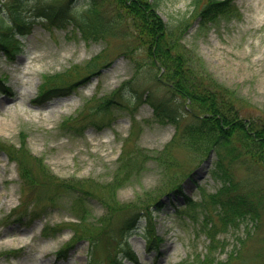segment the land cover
Segmentation results:
<instances>
[{
  "label": "rangeland",
  "instance_id": "obj_1",
  "mask_svg": "<svg viewBox=\"0 0 264 264\" xmlns=\"http://www.w3.org/2000/svg\"><path fill=\"white\" fill-rule=\"evenodd\" d=\"M14 1L0 0V16L12 23L17 7L28 24L25 35L17 33L21 51L9 58L0 53V264H108L120 256L124 242L135 256V261L123 257L124 264H189L207 252L208 228L223 244L214 254L224 264L261 263L264 207L255 226L245 219L222 230L208 197L220 186L211 173L214 153L198 162L180 145L173 124L158 121L143 97L132 98L130 89L137 88L140 94L149 90L154 102L180 100L157 80L158 68L146 49H128L116 36L84 41L71 24L49 25L41 10L60 0ZM87 1L73 0L78 7ZM203 1L194 6L193 0H159L156 11L169 26L187 23L179 45L191 56V70L235 89L247 102L242 114L257 118L264 111V0H228L229 13L209 21L199 15ZM103 12L116 17L106 3ZM113 20L117 30L134 33L130 20ZM97 54L94 72L79 79ZM64 71L71 84L37 102L43 78ZM126 80L117 101L92 108ZM179 104L182 111L189 107L188 101ZM64 118L70 120L65 129ZM6 145H22L33 157H43L63 185L47 179L23 189ZM230 170L237 190L260 196L264 206V172L250 161L232 163ZM73 180L80 184L67 185ZM177 183L183 194H163ZM158 196L156 210L150 200ZM185 197L198 203L194 215L182 213ZM106 211L111 217L104 222ZM149 222L160 238L148 245ZM49 226L55 233L43 235Z\"/></svg>",
  "mask_w": 264,
  "mask_h": 264
},
{
  "label": "trees",
  "instance_id": "obj_2",
  "mask_svg": "<svg viewBox=\"0 0 264 264\" xmlns=\"http://www.w3.org/2000/svg\"><path fill=\"white\" fill-rule=\"evenodd\" d=\"M201 1L193 0V5L199 6ZM158 2L159 0H88L85 6L78 7L74 5L73 0H60L47 4L41 10V14L51 26L64 27L71 24L72 29L84 41L106 39L107 35L111 38L116 36L127 43L125 46L128 49H133V47L146 49L151 63L158 68L159 77L157 80L168 88L174 99L188 101L189 107L183 106L182 111L180 100L175 103H168L165 100L154 102L149 90L145 91V94H140L137 88L130 89L132 98L141 100L143 97L144 100L152 104L154 116L158 121L173 124L180 145L193 153V158L198 162L201 163L209 154L214 153L211 173L219 181L220 186L215 193H211L208 197L216 206L215 209L217 208L221 229L226 230L232 225L238 226L245 219L250 220L255 226V222L260 218L261 208L264 207L262 206L263 202L260 201V196L254 199L248 192L237 190L236 182L230 175V165L236 162L245 164L250 161L264 172V111L257 118L246 117L242 112L246 108L247 102L243 98L241 99L235 89L215 81L211 82L206 75L201 73H199L200 76H197L191 70V56L183 46L179 45L180 31L184 30L187 23L180 22L175 26L167 25L156 11ZM105 3L116 13V17L112 16V20L103 12ZM203 3L199 9V15L203 21L215 20L230 11L228 0H204ZM21 16L17 7L13 8L10 15L12 23L0 16V52H4L8 57L21 51V42L14 36L16 32H26L24 28L26 22ZM113 19L130 20L135 35L134 33L126 35L124 31L117 30V22ZM178 31L179 33H177ZM125 53L131 54L127 50ZM99 57L100 54L93 56L92 60L82 67L86 73L79 79L94 72ZM64 72L49 74L43 78L38 87L37 102L49 98L71 84L65 80L66 75L69 74ZM127 83L129 80L123 81L120 86L114 88L111 95L103 96L92 108L98 111V107L112 105L114 101H117L118 98L115 96L119 95V91L123 93L128 87ZM1 87L3 86L1 85ZM187 115L189 117L186 120ZM62 123V128L65 129L70 120L64 118ZM4 148L9 153V158L18 165L19 176L24 180L23 189L34 186L40 180L46 181L47 179L50 182L63 185L64 182L49 171L43 158L33 157L29 150L22 145L18 147L6 145ZM31 159H34L35 162L30 161ZM79 184L73 180L67 185L74 187ZM166 190L168 191L163 194L170 192L183 194L181 183ZM150 201L153 203L154 209H161L160 196L154 201ZM21 202L13 209L21 205ZM197 205V202L185 197L184 206L186 209L182 213L194 215ZM13 209L10 210V213L14 211ZM105 215L103 220L107 222L111 217V212L106 211ZM131 224L133 223L130 222L125 227L128 228V225ZM254 226L253 228L248 227L247 233L254 231ZM44 229L42 233L45 236L56 231L54 226H49L50 232L44 234ZM207 235L210 242L207 252L203 255L197 254L195 260L189 261V264L226 263V261L216 258L217 256L214 254L217 248L223 247V244H219L220 239L216 238L215 232H211L209 228ZM145 238L148 245L160 238L155 234L150 222L146 225ZM120 252V256L113 257L108 264H124L123 257H129L135 261V256L126 242L122 245ZM259 264H264V260Z\"/></svg>",
  "mask_w": 264,
  "mask_h": 264
},
{
  "label": "bare ground",
  "instance_id": "obj_3",
  "mask_svg": "<svg viewBox=\"0 0 264 264\" xmlns=\"http://www.w3.org/2000/svg\"><path fill=\"white\" fill-rule=\"evenodd\" d=\"M58 156H61L59 153L57 154ZM63 163V162H62Z\"/></svg>",
  "mask_w": 264,
  "mask_h": 264
}]
</instances>
